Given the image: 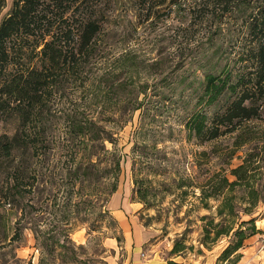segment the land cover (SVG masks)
I'll return each mask as SVG.
<instances>
[{
    "label": "trees",
    "instance_id": "16d2710c",
    "mask_svg": "<svg viewBox=\"0 0 264 264\" xmlns=\"http://www.w3.org/2000/svg\"><path fill=\"white\" fill-rule=\"evenodd\" d=\"M165 1L12 0L0 20V125L14 124L0 132V264H34L32 257L17 255L26 226L39 251L36 264L72 259L68 213L77 217L92 210V196L102 195V212L111 213L108 201L118 185L122 152L116 131L106 124L114 119L103 118L100 102L111 100L114 85L121 91L132 82L99 70L97 51L105 29L108 34L119 24L128 3L145 16ZM202 2L212 8L208 17L216 9L219 16L237 10L247 19L249 36L236 57L226 60L222 45L202 52L203 75L183 120L186 138L214 143L197 151L196 161L209 163L214 155L222 163L206 168L197 182L208 209L197 214L199 243L211 248L227 237L220 258L234 254L236 261L244 239L260 231L253 214L264 202V0ZM5 4L0 0V11ZM157 93L160 102L169 96ZM138 96L127 97L129 114L142 106ZM235 155L239 162L228 166ZM183 237L175 239L171 253L193 245Z\"/></svg>",
    "mask_w": 264,
    "mask_h": 264
},
{
    "label": "rangeland",
    "instance_id": "374dc122",
    "mask_svg": "<svg viewBox=\"0 0 264 264\" xmlns=\"http://www.w3.org/2000/svg\"><path fill=\"white\" fill-rule=\"evenodd\" d=\"M11 2L6 0L0 20ZM128 8L119 24L109 29L110 35L105 29L97 56L99 70L116 72L115 78L126 77L132 82L121 91L120 84L114 85L111 100L100 103L104 108L103 118L114 119L106 120V124L116 131V146L122 152L117 188L122 194L128 193L132 201L140 202V207L118 223L110 212H102L104 195L92 196V210L77 217L74 212L68 213L71 223L66 226L70 227L69 236L75 245L74 257L56 264H118L128 254L138 226L142 233L150 234L141 247L146 257H155L156 264L162 261L168 264V259L181 264H264V202L253 214L260 231L244 239L236 261L231 260L234 254L220 258L230 240L227 237H221L211 248L199 243L201 220L197 214L208 209L200 202L197 182L203 181L206 168L214 169L222 163L214 155L209 163L197 162V151L214 143L186 138L183 126L203 75V69L198 67V60H203L202 52L208 45L212 46L208 51L222 45L226 47L223 53L226 60L229 55L236 57L249 36L247 19L238 16L237 10L235 14L219 16L216 9L214 17H208L207 10L212 8L202 0L171 3L166 0L145 16L136 13L129 3ZM129 60L131 65H126ZM123 64L125 70L120 67ZM157 90L169 94L166 100L159 101ZM134 94H139L142 106L129 114L126 101ZM171 96H175L174 102ZM113 106L118 110L109 111ZM13 126V122L1 124L0 132L10 131ZM106 146L112 147V143L107 141ZM239 160L235 155L228 166ZM215 202L210 199V203ZM182 233L185 244L193 245L182 253H171L175 239ZM22 235L17 255L32 257L36 264L39 251L34 246L32 229L26 226ZM64 236L62 232V241Z\"/></svg>",
    "mask_w": 264,
    "mask_h": 264
},
{
    "label": "crops",
    "instance_id": "0c3cea01",
    "mask_svg": "<svg viewBox=\"0 0 264 264\" xmlns=\"http://www.w3.org/2000/svg\"><path fill=\"white\" fill-rule=\"evenodd\" d=\"M110 203L113 206H110V211L116 220L123 221L124 218H128V215L134 213L140 207V202L132 201L129 197V194H122L119 192L118 188L113 192ZM131 218V217H129ZM137 234L134 236L130 244L132 245L128 251L126 257L122 262L118 264H156L153 257H146L145 252L143 251L141 244L149 238V235L146 231L142 233L140 226H138ZM126 235V234H125ZM127 239V236H125ZM145 254V256H144ZM162 260V259H161ZM161 264H165V261H162Z\"/></svg>",
    "mask_w": 264,
    "mask_h": 264
}]
</instances>
